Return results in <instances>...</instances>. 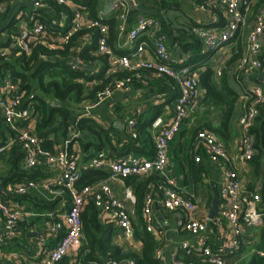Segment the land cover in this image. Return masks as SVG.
Wrapping results in <instances>:
<instances>
[{"label":"built area","instance_id":"built-area-1","mask_svg":"<svg viewBox=\"0 0 264 264\" xmlns=\"http://www.w3.org/2000/svg\"><path fill=\"white\" fill-rule=\"evenodd\" d=\"M128 1L134 7L138 6L137 0H115L112 10L119 21L117 26L119 35L126 33L128 42H136L132 53L117 54L109 43V25L102 21L100 15L99 18L90 17L86 8L80 5L73 11L72 23L67 30L51 31L38 12L48 7L43 0L33 1L34 10L28 16L29 21L24 22L18 33L12 36L9 45L0 46V57L9 59L13 55H31L38 44L52 48L59 42L61 47H66L79 32L86 30L92 35V30L97 29L100 37L96 54L106 59L108 64L106 77H111L112 81L98 92L94 104L104 101L118 90L131 88L130 77L116 78L119 72L125 70L133 72L140 80L148 76L170 77L180 89V95L168 116L158 117L152 125L153 157L127 153L113 158L105 151H100L88 160L85 167L109 169L110 177L78 187L77 183L82 173L77 154L71 148L72 139H68L64 147L56 151L45 149L37 130V117L34 114L32 99L35 95L28 89L22 88L20 80H14L10 76L5 77L0 85V113L5 123L17 134L16 138L12 137L6 145L0 146V153L17 143L24 154L25 168L35 169L45 164L57 173L43 179L9 182L5 186L1 185L0 180V221L3 225V232L0 233V264H16L13 256H7L3 248L10 240L17 237L21 224L27 222L28 217L33 214L18 207L13 198L28 195L32 191L65 192L70 201L66 212L58 215L59 219L49 222L46 237L41 242L40 254L43 255L41 264H55L69 255H72L70 264H136L134 258L107 260L101 257L86 260L88 250H83L82 213L90 200L94 201L104 222L117 225L127 238L134 236L132 212L116 196L114 187L109 182V179H123L129 176L149 177L157 174L164 178L157 186L154 185L156 192L149 191L144 197L142 219L143 226L148 232L157 239L162 236V230L156 224L154 215L155 207L160 206L177 218L180 230L186 231L195 238V244L186 241L181 247L189 255L196 256L197 261L181 259L174 255L173 264H229L227 257L240 251L247 231L264 226L261 194L245 186L246 172H244L246 166L258 153L253 127L259 114V106L264 102L263 86L252 81V75L264 68V0H204L200 4L201 9L227 14L225 26L219 28L195 24L190 28L191 33L201 41L203 51L210 54L224 47L235 46L237 35L244 32L247 34L246 53L235 60L233 70L236 84L240 87V97L244 101L243 113L239 120L240 136L237 153H231L225 141L206 129H199L194 139V150L203 148L209 161L219 165L221 169L220 197L223 203L213 216L207 215L192 196L178 187L176 178L171 176L168 156L170 143L179 133L190 109L196 105L200 88L199 75L190 67H177L173 64L168 37L162 30V23L158 18L140 15L132 28H128ZM57 2L68 4L73 1L57 0ZM57 22L63 23L62 19ZM142 35H148L150 40L139 41ZM149 46L153 48L154 55L152 59L143 58L142 55L148 51ZM80 52L76 50L68 56L69 64L76 71L86 72L87 61L80 56ZM232 55L233 52L230 53V57ZM43 58L52 59L48 55H43ZM215 71L216 76L221 78L224 73L223 67L217 66ZM80 81L88 88L98 84L96 80L80 79ZM88 114L85 112L82 116ZM127 132L131 139L138 138L139 130L135 119L128 121ZM196 160H200V156H197ZM242 173L245 176L242 177ZM126 197L134 199L130 190H127ZM55 239H58L56 246L49 248L48 242ZM162 250L159 243L156 249L158 259L162 256ZM252 251L256 250L253 248ZM258 253L264 256V251Z\"/></svg>","mask_w":264,"mask_h":264},{"label":"crops","instance_id":"crops-1","mask_svg":"<svg viewBox=\"0 0 264 264\" xmlns=\"http://www.w3.org/2000/svg\"><path fill=\"white\" fill-rule=\"evenodd\" d=\"M32 1L34 0H0V16L5 13L9 5H12V9H14L17 3L28 4V8L22 9L17 13L16 17L18 18V22L16 25L19 31L20 28H22L23 23L27 22V20L29 21L28 16L34 10V3ZM137 1L138 5L140 3H144L145 6L151 8L154 11L144 12L138 8L131 10L129 3H127L129 10L127 21L128 28H132L137 17L140 15L158 18L162 23V30L168 37L169 53L173 64L177 67L187 66L192 68L199 75V78L202 72L211 69L213 71V79L216 81V83H218V87H220V93H223L220 98L214 99L210 94L207 93L206 87L200 80V88L196 99V105L190 109L188 117L181 126V129L176 135L175 139L170 143L168 150L171 176L176 178L178 187H180L186 194L192 196L194 200L202 206L204 212L207 215H211L213 205L217 197L216 192L220 198L217 203V211L220 210L223 203L222 198L220 197V187L222 183L221 169L219 165L209 161V159L205 156L204 149L200 148L204 163L206 164V173H204L203 176V183H195L192 179V174L189 168V158L191 157L190 154L194 153L191 145L195 130L206 129L213 132L219 138L225 141L226 146L231 153H237V144L240 136L239 120L243 113L244 101L240 97V87L238 84H236L234 79L233 70L235 66V60L232 61V58L234 53L239 52V50H241L240 52L242 55L246 53L247 34L246 32L238 34L235 41V46L224 47L216 53H211L209 57H205L207 54L203 51V49L200 52L196 49L197 42H195V39L192 37L190 28L195 24L222 28L225 26L227 21L226 13L220 14L201 9L200 4H202L204 0ZM66 5L72 11H74L79 6V4L74 1L69 2ZM105 6L106 0H103L101 4L102 10L100 11L99 15L104 19L115 17L119 23L118 18L116 17V14L113 12V10L111 9V11L107 12L105 10ZM41 15L43 16V14ZM53 18V23L56 21V25L58 24L56 31L62 32V28L65 25L64 19H62L63 23H61L57 22L60 21V19L57 17L53 16ZM55 23L53 25H55ZM0 36L1 41H6L9 34L7 32H2ZM92 39L93 36L90 33L85 32L77 37L74 40L75 42L68 48V45L66 47H61L59 42H57L56 45L52 42V44L55 46L48 48L50 50H55L56 55L53 56L50 61L52 63L63 62L70 67V58L68 56H71L76 50L82 51L83 48L89 46L92 43ZM149 40L150 39L148 35H142L139 39V41ZM135 44L136 42H128L126 33L119 35L118 28L116 39L112 42V44L110 43V45H112V47L115 49L116 53L120 55L132 53L134 47H136ZM147 49L148 51L144 53L142 57L146 59H152L154 55L153 48L149 46ZM231 52L234 53L230 57ZM93 54L95 56H100L96 54V51ZM41 57L43 58V55ZM11 61L13 62L15 60L11 59ZM103 66L104 63L100 57H97V59L94 60H88L86 72L90 73L91 76L98 74L102 70ZM217 66L223 67L224 69V73L221 78L216 76L215 69ZM262 73L263 69L256 71L252 75V81L259 83L264 88V83L259 80L262 76ZM224 76L227 78L226 85L234 91L233 94H230L226 91L228 93L227 94L224 91L223 86H220L221 80H223ZM148 79L153 78L148 76L142 81V85L136 87L132 86L129 90H118L112 96L99 103L94 104V101L91 99H85L84 101L76 102L74 98H70L67 102L63 103V105H66L71 111V126L66 138H63L60 134L56 137L55 133L50 135L49 138L55 141L54 150L56 151L57 149L63 148L65 142L68 139H72L71 148L77 154L81 173L84 169H89L85 167L88 160L100 151H105L113 158H118L124 155L126 153L123 148L124 145L127 143V141L132 140L127 132L128 121L135 119L138 124V121L141 118H146L147 120H152L154 118L151 122V125L149 126V130L151 132L154 121L160 116H168V113L171 111V108L175 105L178 98V95L173 96L171 91L169 92L167 90H161L157 88L155 89L152 86H147L149 81ZM30 92H32L33 95L42 97L47 102H50L54 105H62V103L56 102L50 96L44 94L36 82H33V87L31 88ZM161 104V112L156 117L155 115L151 116V107L153 105ZM85 112L89 114L87 116H82ZM83 117L90 118L96 126L102 128L103 130H108L110 133V141L107 140L104 133H101L100 137L96 138V136H92L88 132L80 130L77 127L78 121ZM97 145L100 146V148H97ZM12 147L13 145L0 153V178L2 175L9 172L8 170L10 165L6 162V160L9 158ZM135 154L151 158L154 154V146L152 145L151 154ZM20 165L24 169H27L23 165V158ZM40 166L45 169L44 172L48 177L57 173L54 169H50L45 164L39 165V167ZM102 171L108 172L109 174L107 177L100 180L108 179L111 174L109 169H102ZM244 172H246V176L242 173V177L245 176V186L253 191L259 192L262 197L261 192L264 188V176L261 175L256 178L253 175L254 165L252 164V161L248 166H246ZM133 177H135V179L133 181L130 180L129 182L126 178L116 180L109 179V182L114 187L116 196L122 200L132 212V222L135 230L134 236L132 238H127L117 225L112 222H104L102 216L100 215V211L98 214L100 221L104 225L111 227L110 238L112 245L119 247L123 253L140 254L142 253L143 249L141 233L145 230L142 219V208L145 197V190L143 187L146 186L148 192H156V189L153 182L149 181L150 176ZM127 190L131 191L134 199L126 197ZM25 196L27 197H15L13 198V201L18 207L22 208L26 212L32 213L33 215L28 217L27 222L21 224L17 232V237L10 240L4 246L3 252L7 254V256L12 255L13 261L16 264H41L43 259V255L40 254L42 249L41 242L46 237L49 222L53 221L54 219H59L57 216L66 212L67 207L70 205V201L67 199V193L65 192L51 193L47 191H32ZM47 201L56 202L54 210L44 209V207L42 208V206H40ZM261 206L264 208V203L261 202ZM154 215L156 224L162 230V236L159 237V239L155 238L158 240L163 249L162 256L159 259L161 262L160 264H173L172 259L174 255L181 259H186L188 256H193L189 255L186 250L181 247V244L186 241L190 242L191 244H195V238L186 231L180 230L177 218L171 213L165 211L160 206L155 207ZM262 227L251 230L252 232L250 235H248V233L245 234L244 245L240 251L227 257L229 264L234 262H236V264H240L241 261H245L248 257L253 256L254 252L252 249L254 248V244L257 240V235H259V229ZM2 232L3 225H1L0 221V233ZM254 235L255 237L251 238V236ZM55 240L48 242L47 245L49 248L52 249L56 246L57 241ZM83 242V248L88 250V253V240L85 230ZM97 256H99L98 258H109V256H100L98 253ZM239 256L240 258L236 259V257ZM67 257L69 259V263H71L72 255ZM250 262L251 260L249 261V264Z\"/></svg>","mask_w":264,"mask_h":264},{"label":"trees","instance_id":"trees-1","mask_svg":"<svg viewBox=\"0 0 264 264\" xmlns=\"http://www.w3.org/2000/svg\"><path fill=\"white\" fill-rule=\"evenodd\" d=\"M48 7L40 9L41 19L44 23H46L49 28L52 30L53 28H57L58 25H53V16L58 19H64L65 25L62 28L63 31L67 30L71 26V22L74 16L73 11L66 5L60 4L57 0H43ZM79 5L86 8L89 12L90 17L99 18V13L102 10L101 4L103 0H73ZM28 4L20 3L16 9L14 10L11 18L6 23L3 32H7L9 34L8 39L6 41L0 40V46H7L12 41V36L17 33L18 27L17 22L18 18L17 13L25 8H28ZM12 5H9L5 13L0 16V27L3 25L4 21L7 18L8 13L11 11ZM53 16H52V15ZM104 23H108L110 25V43L116 39L117 37V19L114 17L110 19L102 18ZM57 30V29H56ZM87 32L83 30L79 32L67 46V48L72 45L77 37ZM92 43L89 46H86L80 52V56L85 60H94L97 57L103 61L104 66L102 70L98 74L90 75V73L85 71H76L71 68V66H67L63 62L52 63L50 60H44L41 55H48L50 58L56 55L55 50H50L44 44H38L31 55H13L11 58H1L0 57V85L3 83L4 78L10 76L14 80H20L22 88L28 89L31 91L33 87V82L39 86L41 91L50 96L54 101L62 103V105H54L50 102H47L42 97L35 95L32 99L34 103L35 116L37 117V130L40 137L43 139V147L50 151L54 150L53 139H50L51 134L61 135L63 138L68 136L71 122H70V109L63 105V103L67 102L70 98H74L76 102L84 101L85 99H91L95 101L98 92H100L105 86H107L111 81V77H106V70L108 68V64L106 59L102 56H95L93 53L97 50V43L100 37L99 30H92ZM1 37V36H0ZM192 37L197 42L196 49L200 52L203 49L201 41L196 38L193 34ZM233 52L232 61L239 58L242 54L240 52ZM205 57H209L210 53H206ZM14 57V58H13ZM11 59L15 61H11ZM130 77L131 82L130 86H139L143 84V80L138 79L133 72H129L127 70L119 72L116 75V78H124ZM80 79H84L85 81H93L96 80L98 82L97 85H94L92 88H88L84 82H81ZM147 86H152L155 89L167 90L171 91L173 96L180 95V89L176 82L167 76L164 77H154L153 79H148ZM200 80L202 84L206 87V91L210 94L214 99L220 98L223 93H220V87H218V83L213 79V71L208 69L200 75ZM227 78L224 76L223 80H221L220 86H223L224 91L233 94L234 91L227 87ZM226 92V93H227ZM228 94V93H227ZM229 94V95H230ZM151 116L155 117L161 112V105H153L151 107ZM154 119V118H153ZM152 119V120H153ZM152 120H147L146 118H141L138 121V130L139 136L136 139H132L127 141L124 145L125 154L129 152L133 153H149L151 154L152 145L154 146V140L152 137V133L149 130V126L151 125ZM80 130H84V132H88L92 136H96V138L100 137L101 133L105 134L107 140L110 141V133L108 130H103L102 128L96 126L90 118L83 117L78 121V126ZM97 127V129H96ZM198 130H195L193 141L191 147L194 150V138L198 133ZM253 132L256 136V148L257 155L252 160V164L254 165V176L257 178L261 175L264 176V102L259 106V114L256 118L255 125L253 127ZM16 132L11 129V127L5 123L3 117L0 113V146H4L7 144L8 140L16 138ZM97 148L100 146L97 145ZM202 149V148H201ZM23 151L17 143L13 145L10 151L9 158L6 160L9 163L10 168L9 172L2 175L0 178L1 185L5 186L9 182H18L21 180L28 179H40L44 177H48L45 174V169L43 167H36L35 169H24L20 164L23 158ZM189 158V168L192 174V179L195 183H203V176L206 173V164L204 163L203 155L200 149L197 151L194 150V153L190 154ZM200 156V160H196V157ZM205 156L207 157L206 153ZM108 172L102 171V169H84L82 171V175L80 180L78 181V187H83L85 185L94 183L108 176ZM50 176V175H49ZM127 181L134 180L135 177L129 176L126 177ZM164 178L158 176L157 174H153L150 176L149 181L153 182L154 185H158L159 182L163 181ZM146 183V182H145ZM145 190V195L148 192L146 186L143 187ZM147 190V191H146ZM262 197L264 203V188L262 190ZM27 197V196H23ZM40 205V203H39ZM42 206L44 209L54 210L56 206V202L47 201ZM99 210L96 207L93 200L88 201L86 203L85 208L82 213L83 220V229L85 230V234L88 240V248L89 252L86 254V259H95L99 256H109V258L123 260L126 258H134L136 264H160V260L156 257V249L159 246L158 240L155 239L152 233L148 232L146 229L141 233V238L143 242L142 253H123L119 247H116L111 244L110 238V226L104 225L99 219ZM252 231L249 230L247 233L250 235ZM62 235H64V231H62ZM257 235V234H256ZM255 237L254 236H251ZM250 238V237H249ZM57 241V240H55ZM254 249L256 250L252 256L250 264H264V256H261L258 251H264V226L259 229V235H257V240L254 244ZM83 250H85L83 248ZM186 260L189 261H197V257L188 256ZM200 263V262H199ZM55 264H70L68 257H65ZM202 264V263H201Z\"/></svg>","mask_w":264,"mask_h":264},{"label":"water","instance_id":"water-1","mask_svg":"<svg viewBox=\"0 0 264 264\" xmlns=\"http://www.w3.org/2000/svg\"><path fill=\"white\" fill-rule=\"evenodd\" d=\"M114 1H115V0H106L105 10H106L107 12H108V11H111V9H112V5H113ZM32 2H33V1H32ZM128 3H129V7H130L131 10H134V9L138 8L139 10L144 11V12H152V11H154V10H152L151 8L145 6L144 3H140L137 7H134L133 4H132L130 1H128ZM19 4H20V3H17V4L15 5L14 9H15ZM14 9H12V10L10 11V13L8 14V17H7L6 21H5V23H4V24L2 25V27L0 28V34L3 32L4 27H5L6 23L8 22V20L11 18ZM259 80H260L261 82L264 83V68H263L262 76L260 77ZM216 194H217V197H216V200H215L214 205H213V209H212V212H211V216H213L214 214H216V212H217V203H218V201L220 200L219 195H218L217 192H216ZM106 259L108 260L109 258L106 257Z\"/></svg>","mask_w":264,"mask_h":264},{"label":"rangeland","instance_id":"rangeland-1","mask_svg":"<svg viewBox=\"0 0 264 264\" xmlns=\"http://www.w3.org/2000/svg\"><path fill=\"white\" fill-rule=\"evenodd\" d=\"M239 257H236V259H239ZM252 259V256L248 257L245 261H241L240 264H249V261Z\"/></svg>","mask_w":264,"mask_h":264}]
</instances>
